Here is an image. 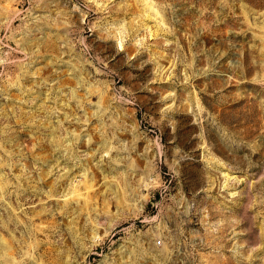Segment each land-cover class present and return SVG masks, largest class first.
<instances>
[{
    "label": "rangeland",
    "instance_id": "1",
    "mask_svg": "<svg viewBox=\"0 0 264 264\" xmlns=\"http://www.w3.org/2000/svg\"><path fill=\"white\" fill-rule=\"evenodd\" d=\"M0 264H264V0H0Z\"/></svg>",
    "mask_w": 264,
    "mask_h": 264
}]
</instances>
